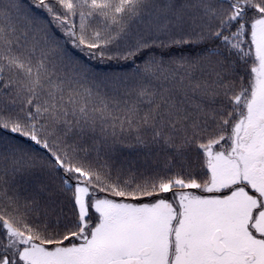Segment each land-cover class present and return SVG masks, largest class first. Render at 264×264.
Here are the masks:
<instances>
[{
	"label": "snow or ice",
	"instance_id": "6c2138e0",
	"mask_svg": "<svg viewBox=\"0 0 264 264\" xmlns=\"http://www.w3.org/2000/svg\"><path fill=\"white\" fill-rule=\"evenodd\" d=\"M0 264H264V0H0Z\"/></svg>",
	"mask_w": 264,
	"mask_h": 264
},
{
	"label": "trees",
	"instance_id": "16d2710c",
	"mask_svg": "<svg viewBox=\"0 0 264 264\" xmlns=\"http://www.w3.org/2000/svg\"><path fill=\"white\" fill-rule=\"evenodd\" d=\"M84 63L89 66V70L96 74H120L124 72H131L132 69L126 65H117V64H100L94 61H88L86 58L81 57ZM125 157L131 160L142 159V155H138L136 149L125 148L122 153Z\"/></svg>",
	"mask_w": 264,
	"mask_h": 264
}]
</instances>
